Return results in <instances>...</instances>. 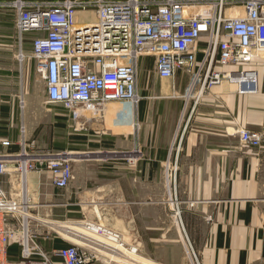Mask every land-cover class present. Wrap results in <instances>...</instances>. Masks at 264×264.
I'll return each instance as SVG.
<instances>
[{"label": "crops", "instance_id": "obj_1", "mask_svg": "<svg viewBox=\"0 0 264 264\" xmlns=\"http://www.w3.org/2000/svg\"><path fill=\"white\" fill-rule=\"evenodd\" d=\"M2 14L0 78L12 79L19 62L40 74L33 47L22 42L35 33L20 38L17 29H4ZM19 53H25L20 60ZM254 65L260 77V92L254 95L239 94L236 85L223 82L198 96L189 93L190 76L184 72L175 84L142 74L141 81H147L140 90L138 133L116 127L123 114L118 105L109 107L104 125L92 120L89 130L71 132L68 126L75 123L65 108L55 113L30 94L0 98V141L12 143L1 154L18 155L26 140L36 142L37 150L29 149L35 154L73 155L74 179L67 189L53 186L50 173L27 178L37 204L33 216L42 210L64 219L48 223L58 226L61 236L41 241L45 253L80 244L78 235L85 237V225L92 223L120 234L121 253L135 248L134 255L153 264H193L191 248L200 264H264V62ZM160 79L169 82L166 89L155 85ZM122 121L133 125L131 116ZM241 128L261 133L262 146H242ZM85 153L93 159H85ZM167 179H174V190L167 189ZM74 205L82 206L83 219L69 211ZM96 251L89 264H123L111 252ZM9 258L21 261L20 254Z\"/></svg>", "mask_w": 264, "mask_h": 264}, {"label": "built area", "instance_id": "obj_2", "mask_svg": "<svg viewBox=\"0 0 264 264\" xmlns=\"http://www.w3.org/2000/svg\"><path fill=\"white\" fill-rule=\"evenodd\" d=\"M7 7L16 11L20 38L36 35L33 56L47 84L46 103L63 106L81 125L118 105L123 110L119 118L131 116L139 132L143 59L153 63L155 75L173 84L180 71L188 74L189 93L198 96L223 82L236 85L242 95L260 92L254 63L264 62V0H12ZM237 133L242 146H262L261 133L247 128ZM11 145L0 141V150ZM21 146L15 156L0 153V264H16L9 258L13 244L22 247L19 264H57L55 259L89 264L97 259L96 246L106 252H111L109 243L123 246L120 234L88 223L80 244L45 253L30 231L37 204L27 178L50 173L53 186L67 189L74 179V159L63 152L32 153L35 141L23 140ZM12 174L20 180L16 194L3 183ZM93 234L106 241L95 244ZM191 252L193 264H200Z\"/></svg>", "mask_w": 264, "mask_h": 264}, {"label": "rangeland", "instance_id": "obj_3", "mask_svg": "<svg viewBox=\"0 0 264 264\" xmlns=\"http://www.w3.org/2000/svg\"><path fill=\"white\" fill-rule=\"evenodd\" d=\"M12 0H0V12H2L3 14V23L2 26L4 29H11V31L15 32L16 31V11L14 9L8 8L7 4L8 2H10ZM16 34V33H15ZM36 37V35L31 34V35H25L23 38V45L32 48V40ZM20 38L19 41L17 40V42L20 43ZM21 42V43H22ZM20 57L19 60L21 59V56L24 55L22 53H19ZM18 60V61H19ZM141 70H140V90L141 88H144L145 86V81L148 80L149 75L150 76H154L155 75V71L153 68V63L151 61H149L148 59H143L142 63H141ZM16 69L14 70L13 74L14 76L12 77V79H8L7 77H1L0 78V98H3L9 94H16L18 96H26L27 94L32 95V97L34 98L36 103H40L43 107H48L51 110H53L55 113L57 112H64L65 110L63 109L62 106L59 105H47L46 104V99H47V84L46 81L42 76H44L41 71L40 74L36 71V69H31L30 71H28V69L26 67H24L23 65H21V62L16 63ZM257 66V65H256ZM258 68V66H257ZM151 72V73H150ZM145 74V78L147 79H143L141 81V75ZM147 76V77H146ZM169 82L167 81H162L160 79V81H158L155 85L158 88H163L166 89L169 84ZM164 84V85H163ZM154 85V86H155ZM149 87L152 88V83H150ZM71 116V115H70ZM105 117H99L97 118L94 122H99V124H103L101 123L102 120ZM72 119V118H71ZM72 121L75 123V125L73 123L69 124V130L71 132H75V131H81V130H89V124H85V125H80L77 126L76 122L72 119ZM130 122V121H129ZM104 125V124H103ZM119 126L121 127V129L125 126H129L131 129L133 128L132 126V122L129 124L126 121H122L121 119L119 121H116V127ZM97 130H104L103 128H99ZM89 134H92L91 132ZM95 134V133H94ZM91 155H89V157H84L85 159H93V157H90ZM81 179H78L77 182H80ZM174 179H167L166 180V186L167 189L169 190H174L175 185H173ZM3 183L4 186L6 188V190L10 193H17L19 191V189L21 188L20 186V180L19 177L15 176V175H11V176H6L3 179ZM75 200V199H73ZM37 206V205H36ZM82 206L80 205H74L73 207L69 208V211H75V212H79L78 216L79 219H83V215L81 212ZM61 208H55V212L56 211H60ZM54 212V213H55ZM41 215L39 217H36L35 215L33 216L34 218H37L39 221L37 220H31V228L30 231L32 234H34L33 236H35L36 241L38 243V245H41V241L46 240L48 237H50V235H53L54 237L56 236H61L59 232H57L55 229H53L48 223L51 221L52 222H57V224H63L64 219L61 218H53L48 216L49 213L48 212H44L41 210ZM62 222V223H61ZM107 228V227H106ZM49 233V234H48ZM89 233V232H88ZM96 238V237H95ZM40 248L45 252V250L40 246ZM21 252H22V247H21ZM129 255V254H128ZM133 257V256H131ZM38 258V257H35ZM135 260V258H133ZM37 260V259H36ZM35 260V261H36ZM118 262H121L123 264H129L131 263V261L128 262L127 259H123V260H116ZM42 262V261H41ZM134 264V263H133Z\"/></svg>", "mask_w": 264, "mask_h": 264}, {"label": "bare ground", "instance_id": "obj_4", "mask_svg": "<svg viewBox=\"0 0 264 264\" xmlns=\"http://www.w3.org/2000/svg\"><path fill=\"white\" fill-rule=\"evenodd\" d=\"M24 57V56H22ZM73 157V156H72ZM24 189H25V181H24ZM53 229H56V230H59L60 228L58 226H55V225H50ZM86 231V230H85ZM87 232V231H86ZM88 233V232H87ZM94 236H97L98 240L100 239L101 241H106L105 240V237H102L100 235H95L93 234ZM79 237V235H78ZM109 245L111 246V253H112V257L113 259H119V260H123V259H126L127 257L130 258L131 260H133L135 262V264H153V263H150V262H147L145 260H141L139 259L136 255V253H132V255H124L123 253L120 252V249L121 251L124 249V247L120 244H117V243H109ZM114 248V249H113ZM95 249H99V250H102V248H100L99 246H96ZM101 252V251H99ZM122 254V255H120ZM116 256V257H115ZM121 258H120V257ZM133 256V257H131ZM135 258V260L133 259Z\"/></svg>", "mask_w": 264, "mask_h": 264}, {"label": "trees", "instance_id": "obj_5", "mask_svg": "<svg viewBox=\"0 0 264 264\" xmlns=\"http://www.w3.org/2000/svg\"><path fill=\"white\" fill-rule=\"evenodd\" d=\"M9 253H16L21 255V248L17 244H13L9 248Z\"/></svg>", "mask_w": 264, "mask_h": 264}, {"label": "water", "instance_id": "obj_6", "mask_svg": "<svg viewBox=\"0 0 264 264\" xmlns=\"http://www.w3.org/2000/svg\"><path fill=\"white\" fill-rule=\"evenodd\" d=\"M70 156H73V155H70ZM85 156H86V157H89V155H88V154H86V153H85Z\"/></svg>", "mask_w": 264, "mask_h": 264}]
</instances>
